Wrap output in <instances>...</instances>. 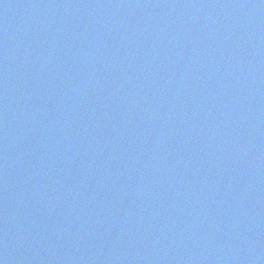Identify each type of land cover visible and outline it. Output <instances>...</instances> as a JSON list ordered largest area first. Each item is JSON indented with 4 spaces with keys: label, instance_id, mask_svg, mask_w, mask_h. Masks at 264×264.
I'll return each instance as SVG.
<instances>
[{
    "label": "water",
    "instance_id": "95a60500",
    "mask_svg": "<svg viewBox=\"0 0 264 264\" xmlns=\"http://www.w3.org/2000/svg\"><path fill=\"white\" fill-rule=\"evenodd\" d=\"M0 264H264V0H0Z\"/></svg>",
    "mask_w": 264,
    "mask_h": 264
}]
</instances>
